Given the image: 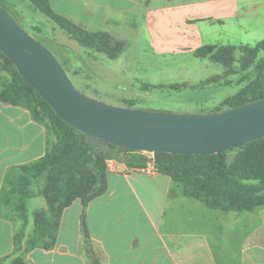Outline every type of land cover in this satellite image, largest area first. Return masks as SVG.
I'll return each instance as SVG.
<instances>
[{
    "label": "crops",
    "instance_id": "crops-1",
    "mask_svg": "<svg viewBox=\"0 0 264 264\" xmlns=\"http://www.w3.org/2000/svg\"><path fill=\"white\" fill-rule=\"evenodd\" d=\"M49 3L55 13L87 31L107 32L124 41L138 38L144 30L156 52L173 47V52L191 54L206 45L223 46L222 38L235 40L237 30L248 33V18L264 7V0ZM49 133L26 109L0 102V198L6 178L19 174L14 168L46 153L52 142ZM107 171L106 193L86 207L78 199L66 208L56 247L30 251L24 256L26 264H93L82 216L102 264H264V206L206 216V205L196 199L190 202L167 175L143 173L118 160H109ZM13 217L0 202V264H10L15 257L14 235L21 220Z\"/></svg>",
    "mask_w": 264,
    "mask_h": 264
},
{
    "label": "trees",
    "instance_id": "trees-1",
    "mask_svg": "<svg viewBox=\"0 0 264 264\" xmlns=\"http://www.w3.org/2000/svg\"><path fill=\"white\" fill-rule=\"evenodd\" d=\"M29 1L35 11L48 17L57 29L81 47L110 59L118 58L123 52L124 42L114 41L107 32L87 31L60 16L53 11L49 0ZM59 50L68 52L66 48ZM237 52L241 54L242 67L253 68L255 77L238 94L224 100L222 105L226 110L264 98V60L257 61L259 54L264 52V40L255 46H203L195 51L196 57L208 58L227 69L233 68ZM0 70L7 73V76L0 77V102L26 109L33 121L46 126L55 136L54 142H48L47 151L41 158L14 168L19 169V174L8 176L2 188L1 204L9 210L11 217L17 216L21 220V226L14 235L15 257L10 264H26L24 256L34 249L50 251L56 247L65 209L78 199L86 207L106 193L109 160L122 161L130 168L153 167L154 172L169 176L186 197L199 200L212 210L243 213L264 206V138L220 154L203 155L151 154L103 141L95 146L87 143L84 134L60 120L1 52ZM214 80L210 78L205 84ZM162 87L144 85L146 90ZM183 87L186 84L169 86L172 90ZM125 105L132 107L133 102L125 101ZM151 159L153 164L149 163ZM37 196L45 199L47 208L32 213L33 228L28 232V203ZM82 229L93 264H101L90 248V235L83 216Z\"/></svg>",
    "mask_w": 264,
    "mask_h": 264
},
{
    "label": "rangeland",
    "instance_id": "rangeland-1",
    "mask_svg": "<svg viewBox=\"0 0 264 264\" xmlns=\"http://www.w3.org/2000/svg\"><path fill=\"white\" fill-rule=\"evenodd\" d=\"M0 4L23 29L49 49L80 92L108 104L127 106L125 101L131 100L132 108L148 111L177 114L216 113V110L226 108L222 105L225 99L238 94L255 77L253 68L242 67L240 52L235 55L233 68L227 69L208 58L196 57L195 53L173 52V49H170L173 47L165 48L168 51L164 49L163 53H158L150 46L149 37L144 30L140 31L138 38L124 37L126 40L122 42L126 46L123 52L118 58L110 59L71 40L57 29L48 17L35 11L26 0H0ZM134 20L139 21V17H134ZM237 33L239 37L235 40L222 38L220 42L224 44L223 46H255L264 40V7L257 10L253 17L248 18V33L245 30H237ZM123 35L127 36V32ZM111 38L113 39L112 36ZM65 48L68 52H64L68 55L59 50ZM260 60H264V52L259 54L257 61ZM3 76H7V73L0 70V77ZM210 78L216 80L205 84ZM146 84L164 87L146 90L144 88ZM175 84H186V87L179 90L169 88ZM49 134L54 142V134L51 132ZM35 149L40 152L43 150L37 147ZM32 157L26 163L39 159V157L31 159ZM189 199L190 202L196 201L193 198ZM46 208L43 197L30 200L29 230L33 226L32 213L37 209ZM205 209L206 216L219 212L207 206ZM90 248L92 249L91 243ZM86 249L88 251L87 245ZM92 252L99 260L93 249ZM90 258L92 260L91 256Z\"/></svg>",
    "mask_w": 264,
    "mask_h": 264
},
{
    "label": "water",
    "instance_id": "water-1",
    "mask_svg": "<svg viewBox=\"0 0 264 264\" xmlns=\"http://www.w3.org/2000/svg\"><path fill=\"white\" fill-rule=\"evenodd\" d=\"M0 52L60 120L95 146L103 141L151 154L203 155L264 138V98L216 113L177 114L89 97L73 85L49 49L1 6Z\"/></svg>",
    "mask_w": 264,
    "mask_h": 264
},
{
    "label": "built area",
    "instance_id": "built-area-1",
    "mask_svg": "<svg viewBox=\"0 0 264 264\" xmlns=\"http://www.w3.org/2000/svg\"><path fill=\"white\" fill-rule=\"evenodd\" d=\"M141 171L143 173H153L154 172L153 168H151V170H148V168H144V169H141Z\"/></svg>",
    "mask_w": 264,
    "mask_h": 264
}]
</instances>
